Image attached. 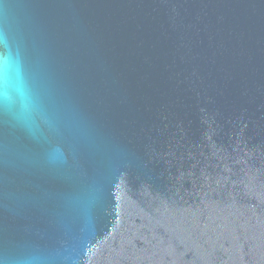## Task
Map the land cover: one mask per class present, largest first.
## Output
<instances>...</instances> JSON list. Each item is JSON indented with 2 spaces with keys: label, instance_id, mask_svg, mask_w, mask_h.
I'll use <instances>...</instances> for the list:
<instances>
[{
  "label": "water",
  "instance_id": "1",
  "mask_svg": "<svg viewBox=\"0 0 264 264\" xmlns=\"http://www.w3.org/2000/svg\"><path fill=\"white\" fill-rule=\"evenodd\" d=\"M0 264H264V0H0Z\"/></svg>",
  "mask_w": 264,
  "mask_h": 264
}]
</instances>
